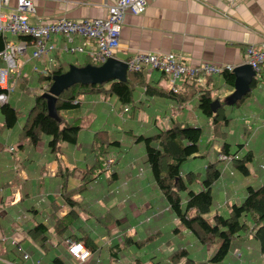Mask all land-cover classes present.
Masks as SVG:
<instances>
[{"label":"crops","instance_id":"0c3cea01","mask_svg":"<svg viewBox=\"0 0 264 264\" xmlns=\"http://www.w3.org/2000/svg\"><path fill=\"white\" fill-rule=\"evenodd\" d=\"M32 1L33 12L28 17L31 23L39 18H104L109 2ZM14 6L15 0H10L8 8L2 11H13ZM55 40L58 46L64 43L62 38ZM80 42L81 39L75 37L73 44ZM263 42L264 0H234L232 4L228 0H153L143 14L127 13L124 16L115 57L127 61L136 53H156L180 57L189 66L207 61L216 66L232 65L235 68L246 64L248 45L258 46ZM31 50L28 45L26 55L29 56ZM55 56L67 65H81L86 58L68 53H56L54 59ZM22 61L19 59L18 64L25 78L17 81L8 100L19 111L13 128L4 127L0 112V236L5 238L0 257L13 264H172L169 260L172 253L184 249L194 263L206 262L220 241L212 245L200 244L189 230L178 226V219L167 208L152 179L145 162L144 147L135 138L152 134L158 128H169L174 123L205 128V135L210 137L206 140L202 133L200 143L204 146L212 140L211 149L202 148L197 157H191L202 158L200 164L204 168L214 161L210 150L219 151L224 142L233 152L228 137L234 143L240 139L244 141L234 152L238 156L252 153L253 166H247L249 174L240 177L234 174L231 166L220 162L221 175L212 187L213 202L210 211L203 215L208 220L216 214L227 217L230 205L243 200L246 186L264 184V63L252 78H248L246 72L247 76H240L236 82V76L230 72L232 83L218 75L211 76L204 87H199L209 91L213 100L217 98L227 115L228 122L221 126L227 130V134L221 130L223 136H217L213 131L209 118L200 116L198 92L184 104H178L170 98L147 96L143 89H137L136 100L144 104L130 113H123L114 97L87 93L80 96L81 103L77 108L61 112L68 121L82 122L77 142L64 145L53 153L47 146L49 138L46 136L36 145L19 138L25 113L33 104L30 93L26 94L20 85L25 81L29 90L36 93L38 84L39 91H43L40 88L46 83H36L31 72V65L41 66V61L30 60L25 64ZM143 73L150 86L169 91L165 75L149 70ZM161 79L166 85H161ZM108 87L109 84L104 86L105 89ZM186 91L192 89L187 87ZM242 92L239 99H234ZM87 95L91 97L87 98ZM187 104H190L191 119L185 111ZM95 125L97 128L93 127ZM91 126L94 130L90 131ZM101 129L108 130L112 140L118 142L107 152L114 156V163L108 172L84 186L82 192L71 195L72 207L65 204L63 185L65 183L66 189L70 190L81 183L82 176L93 163L91 143L94 133ZM185 171L193 172L196 168L189 165ZM60 217L64 223L58 226ZM247 222L251 228L253 223L249 219ZM38 223L47 229L43 243L29 235ZM12 237L18 239L14 249L8 244ZM67 239L81 241L92 253L89 259L78 263L67 251ZM23 252L30 256L28 260L21 259ZM0 264L7 263L0 261ZM176 264H185V258ZM220 264H264L258 241L251 231L240 232L234 238L228 255Z\"/></svg>","mask_w":264,"mask_h":264},{"label":"trees","instance_id":"16d2710c","mask_svg":"<svg viewBox=\"0 0 264 264\" xmlns=\"http://www.w3.org/2000/svg\"><path fill=\"white\" fill-rule=\"evenodd\" d=\"M4 44L5 39L0 36V51L4 48ZM85 57V61L77 66H84L88 63L92 65L101 64L99 61L89 59L87 56ZM60 61L59 57H56V63L49 69L46 75L34 73L35 80H38V83L46 82L47 84L43 93L48 92L51 77L65 72L69 65H71L63 64ZM143 74V71H130L127 73V80L125 82L110 81L95 86L75 84L54 98V116L49 113L47 99L42 94H36L29 90L24 81L20 86H22V90L26 94L33 93V104L25 113L19 138L28 139L31 144L36 145L41 140V137L46 136L49 138L47 142L49 149L53 153L60 151L64 145L75 144L78 134L82 129V122L76 119L68 121L61 115L62 111L73 110L78 107L79 104L73 103L75 99L87 93H101L103 96L116 98L122 109L127 107L130 113L139 108L140 104H144L138 99L136 100L135 93L137 89H143L144 94L147 96L170 98L178 104H184L198 92L197 108L204 116L211 120L213 131L217 136L224 135L221 131L219 132V128H221L222 124H226L228 119L222 111L219 100L220 106L215 113H212L210 103L213 99L210 97L209 91L203 90L194 83L185 80L178 93L166 92L157 87L150 86L144 80ZM221 75L226 82H233L232 73L226 71ZM24 78L25 76L23 75L21 79ZM209 78H207L206 84ZM105 84H109L107 89L104 88ZM187 87H190L192 91H186ZM0 112L3 116L4 127L6 129L13 128L17 123L19 111L9 103H4L0 106ZM201 136L202 128L199 126L174 123L169 128H158L152 134H141L135 138V141L143 145L145 162L148 165L152 179L161 192L167 208L178 219V226L189 230L200 244L212 245L217 240L220 241L218 248L209 259L199 264H220L228 255L234 238L240 232L248 230L251 231L254 239L258 241L260 252L264 257V184L259 187L246 186L243 200L239 204L230 205L227 217L218 214L209 220L203 217L204 214L210 211L213 202L212 187L221 175V168L218 167L221 161L216 160L218 159V155L223 153L229 156L235 155L236 152H231L229 149L230 145L224 142L219 151L210 150L214 156V161L207 163L203 179L195 171L183 175L181 173V165L184 161L191 157H197V154L201 153L202 148L211 149L212 140L202 146L200 143ZM114 145H118V142L112 140L111 133L108 130L101 129L94 133L91 143L93 163L82 176L81 183L75 188L67 190L64 183L62 194L66 200L65 204L73 207L74 203L70 200L71 195L82 192L84 186L90 185V183L94 182L93 180L101 174L106 173L105 158L110 147ZM240 145L237 144V148ZM251 161L252 153L246 152L238 156V158L233 159L229 166H231L233 171L247 176L249 174L247 166ZM198 186L201 189L196 190ZM247 219L253 223L251 228L247 225ZM58 223V226L64 223L63 217L58 218ZM65 228L64 226L63 230ZM46 231V226L38 223L29 231V235L33 240L43 243L46 240ZM74 241L81 242L79 240ZM11 247L14 249L17 246ZM25 255L28 254L23 252L21 259H24ZM29 258L30 256L28 255V258L24 260H28ZM182 258H185V264H196L188 257L184 249L176 250L172 253L169 260L172 264H176Z\"/></svg>","mask_w":264,"mask_h":264},{"label":"built area","instance_id":"2783aa9c","mask_svg":"<svg viewBox=\"0 0 264 264\" xmlns=\"http://www.w3.org/2000/svg\"><path fill=\"white\" fill-rule=\"evenodd\" d=\"M9 1L0 0V36L5 39L4 48L0 51V104L8 103L10 95L17 86V81L23 76L18 64L19 59L23 60V64L30 60L41 61V66L36 63L31 65V72L42 75H46L56 63L54 59L56 53L81 54L102 63L108 57H115L124 16L127 13L135 16L143 14L153 0H109L107 15L104 18L76 20L39 18L34 23L28 19L33 12L32 0H15L13 11L3 12V8H8ZM233 2L234 0H228L229 4ZM57 37L64 40L61 46H58L55 40ZM75 37L81 39L79 44H73ZM28 45L32 48L29 56L26 55ZM125 62L128 72L149 70L165 75L169 83V91L174 94L179 92L185 80L198 87H204L208 77L221 75L226 71L232 72L234 68L232 65L216 66L207 61L189 66L182 62L180 57L160 56L156 53H136ZM245 63L258 74L260 65L264 63V42L258 46L252 44L246 47ZM46 87L47 84L44 83L40 89L44 90ZM73 103L80 104L81 97L75 99ZM122 112L127 113L128 108L122 109ZM235 158H238L237 154L227 156L220 153L218 155V160L225 166L230 165ZM105 159V170L108 172L115 158L112 155H106ZM140 172H142L141 168L139 174ZM3 241L5 238L0 236V251H2ZM17 244L18 239L12 237L9 245L17 246ZM65 244L68 253L78 263L87 261L92 255L81 242L67 239ZM27 258L28 255H25L24 259ZM0 261L13 264L1 257Z\"/></svg>","mask_w":264,"mask_h":264},{"label":"water","instance_id":"95a60500","mask_svg":"<svg viewBox=\"0 0 264 264\" xmlns=\"http://www.w3.org/2000/svg\"><path fill=\"white\" fill-rule=\"evenodd\" d=\"M246 72L248 78H252L256 74L248 64L235 67L232 70V73L236 76V82L240 76H247ZM127 73L126 62L116 57H108L100 65L88 63L84 66H77L71 64L65 72L55 74L51 77V84L48 92H45L42 96L47 99L49 113L54 116V98L59 96L64 90H67L75 84L95 86L110 81L125 82L127 80ZM243 93L244 92L234 99H239ZM219 106V101L217 99L213 100L210 103L212 113H215Z\"/></svg>","mask_w":264,"mask_h":264},{"label":"rangeland","instance_id":"374dc122","mask_svg":"<svg viewBox=\"0 0 264 264\" xmlns=\"http://www.w3.org/2000/svg\"><path fill=\"white\" fill-rule=\"evenodd\" d=\"M90 61H92V60H90ZM82 62V61H81ZM35 75V74H34ZM214 77H216V76H218V75H213ZM36 83H38V80H36ZM160 83H161V85H166V82H165V80L164 79H161L160 80ZM106 85V84H105ZM34 87H36V86H34ZM34 87H31V89L32 88H34ZM31 91H33V89L31 90ZM34 92V91H33ZM35 93V92H34ZM36 94H44L43 93V91H39V84H38V88L36 89ZM87 98H90L91 97V95H87L86 96ZM30 99H31V101H33V93L31 92L30 93ZM185 111H188V114H189V117H188V119H191L192 118V113H191V111H190V104H187L186 105V107H185ZM197 110L199 111V113H200V116L201 117H203V114L200 112V110L197 108ZM187 113V112H186ZM230 116V115H229ZM126 117H128L127 115H126ZM226 117H227V115H226ZM211 122H210V120H209V124H210ZM94 128H97V126L95 125V126H93ZM93 127L91 126V128H88V130H94L93 129ZM87 130V129H86ZM225 131L226 132V134H227V130H226V128H219V132L220 131ZM202 133H203V135H204V139H206V140H208L209 139V137H210V135L208 136V135H205L206 133V130H205V128L204 129H202ZM227 141L228 142H230V144H232L231 145V147H232V151H234V150H236L237 149V144L239 145V143L240 144H243L244 143V141H241V139H240V141L239 142H236V143H234V141H233V139H230L229 137L227 138ZM201 160H202V158H190V159H188V160H186V161H184L183 163H182V165H181V173H183V175H185V174H187L189 171H185L187 168H188V166L189 165H194L195 166V168H196V171H195V173H198L199 175H200V178H204V171H205V168H204V166L202 165V164H200V162H201ZM252 162L253 161H251V163H249L250 164V166H253V164H252ZM113 165V164H112ZM111 165V166H112ZM197 174V176L199 177V175ZM234 174H236V175H240V177H242V175L239 173V172H237V171H234ZM165 211H167L166 209H164V212ZM165 213H167V212H165Z\"/></svg>","mask_w":264,"mask_h":264}]
</instances>
